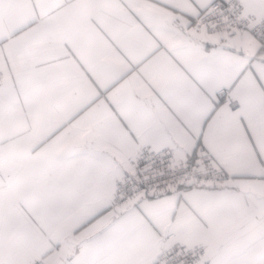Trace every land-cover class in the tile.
<instances>
[{"label":"snow or ice","instance_id":"snow-or-ice-1","mask_svg":"<svg viewBox=\"0 0 264 264\" xmlns=\"http://www.w3.org/2000/svg\"><path fill=\"white\" fill-rule=\"evenodd\" d=\"M0 264H264V0H0Z\"/></svg>","mask_w":264,"mask_h":264}]
</instances>
